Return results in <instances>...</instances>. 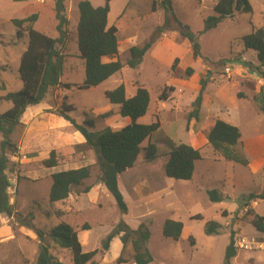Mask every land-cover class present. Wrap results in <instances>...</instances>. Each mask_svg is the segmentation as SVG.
<instances>
[{"label": "rangeland", "instance_id": "obj_1", "mask_svg": "<svg viewBox=\"0 0 264 264\" xmlns=\"http://www.w3.org/2000/svg\"><path fill=\"white\" fill-rule=\"evenodd\" d=\"M39 1L0 0V84H3L0 95L21 87L17 69L20 55L26 48L27 36L24 33L22 37H17V28L12 19H22L38 12L40 17L37 16L33 27L51 37L57 36L54 14L52 16L48 8L43 9L45 1L49 4L51 0ZM89 1L104 4V0ZM154 1L110 0L107 24L117 28L122 62L128 58L129 47L134 44L141 46L149 41L158 26H164L166 30L155 37L139 66L117 72L95 87L81 89L79 85L84 80L85 72L74 36L77 0H64L68 36L63 48L65 57L61 84L46 95L48 106L40 116L42 118H28L27 124L21 123L11 135L16 149L7 153L8 193L14 211L20 216L17 219L15 216L0 215V264H35L38 239L30 228L21 224L30 219L36 227L45 231L61 221L67 222L77 231L83 251L97 249L94 259L98 264H118L119 256V264H134L131 246L127 245L122 251L118 237L112 239L108 250L101 249L102 239L120 220L133 229L142 221L148 226L150 236L147 246L153 257L149 264H223L230 235L236 243V255L230 259V264H264V236L249 223L247 206L242 205L248 193L263 190L264 165L261 174L251 176L249 160L246 166L227 161L208 145L200 151L202 158L196 161V171L191 180H175L164 174L163 164L167 159L169 142H185L193 128V120H187L192 91L177 82L192 76L193 73L186 74V68L199 71L200 63L192 57L190 44L179 34L174 21L169 19L168 23L163 24V10ZM215 2L172 0V10L181 23L188 25L191 31L198 32L203 30V19L213 14ZM249 2L252 12L225 19L217 27L200 34L199 43L204 59L200 58V61L205 65L203 74L212 83L231 79V63H224L222 59L243 55L246 61L259 64L256 52L245 50L240 38L253 27H264V0ZM181 56L192 65L179 68L178 60L172 70L174 59ZM256 73L257 78L251 82V86H256L255 94H258L262 92L259 79L264 76V66ZM134 80L144 85L150 95L147 112L138 122L148 124L155 121L154 111L158 106L160 127L151 141L157 145L160 156L147 161L141 153L136 164L119 175L118 186L127 206V212L121 214L113 197L102 184L96 182L95 156L86 146L83 136L64 118H61L64 124L59 120L56 123L58 115L49 111L57 109L64 101L73 105L74 110L69 115L79 123L89 116L95 119L96 130L105 126L120 128L125 122L118 115L116 106L111 105L104 96V91L123 83L127 94H133ZM174 84L176 87L169 92L168 99L159 101L162 88ZM254 105L255 108L245 102L237 111L243 138L255 132H264V113ZM10 107L11 102H0V112ZM146 144L147 141H144L142 146ZM51 150H55L58 163L54 167H45L42 161ZM85 165L91 167V177L85 181V185L91 186L90 190L77 194L74 189L64 201L50 204L48 192L51 174ZM210 189H217L222 200L211 201L207 194ZM249 206L255 213L264 215V199L253 200ZM57 210L62 214L57 216ZM195 214H200L202 219H191ZM166 219L183 223L179 239L162 235V224ZM209 220L221 224L218 235L204 233V224ZM84 224L89 229L82 230ZM190 235L194 238L193 245L188 240ZM241 239L249 241L247 247L238 244ZM46 243L51 246L50 252L58 263L72 264L69 250L55 246L49 238H46Z\"/></svg>", "mask_w": 264, "mask_h": 264}, {"label": "trees", "instance_id": "obj_2", "mask_svg": "<svg viewBox=\"0 0 264 264\" xmlns=\"http://www.w3.org/2000/svg\"><path fill=\"white\" fill-rule=\"evenodd\" d=\"M23 1V0H18ZM53 13L56 20L55 29L57 36L51 37L33 27L37 19V13H31L22 19H12L17 28V37L27 36L25 50L19 58L18 76L21 80V87L16 91H8L0 95L1 101L11 102V107L0 112V215L15 216L19 214L14 211V205L10 203L8 187L10 186L6 171L8 169V151L16 149L11 135L21 125L20 118L25 109L30 105L42 102L48 92L61 84L60 77L64 67L63 48L67 42L68 19L65 13L64 0H53ZM110 0H104V4L93 6L89 0H80L77 3L78 22L76 25V46L78 57L82 60L85 77L79 88L89 89L95 87L117 72H124L126 69H134L141 63L144 54L150 48L156 36L165 32L164 26H158L151 36V39L141 46L136 44L129 47L128 58L122 62L119 58V39L116 26H108L107 16ZM164 13V23L172 19L178 28L179 34L187 39L190 44L192 56L202 58L199 43L200 34L211 30L225 19H233L235 15L252 12L249 0H216L213 5V14L203 19V30L193 32L189 26L181 23L173 14L172 0H155ZM154 7V5L152 6ZM243 48L252 49L256 52L258 65L252 66L250 62L242 60L241 57L222 59L224 63H237L259 70L264 66V27H253L252 30L240 38ZM102 57H116V60L102 62ZM204 60V59H203ZM178 62L175 58L171 69L174 70ZM186 74H192V68H186ZM3 84H0L2 88ZM68 86V85H65ZM134 93L127 96L125 85L118 84L116 87L105 90L104 96L111 105L117 107V113L122 117H129L130 122L113 129L105 126L101 129H94L95 119L86 116L81 123L70 117L69 113L74 110L72 104L64 101L60 107L50 110L56 115L67 120L75 131L79 132L88 146L94 153L95 165L97 167L96 182L102 184L107 192L113 197L121 214L127 212V206L118 186L119 175L132 168L143 153V158L152 161L158 158L157 145L151 141L160 127L157 107L155 108V121L144 124L137 119L147 112L150 95L147 88L139 81H132ZM174 90L173 86H164L159 93L158 100L168 99L169 92ZM201 92V91H200ZM65 96H63V100ZM257 109L264 113V97L261 93L253 96ZM201 104V93L191 103V110L187 120L198 119ZM240 131L237 126L231 125L223 120L216 119L207 132V141L212 150L227 161H232L243 166L248 164V159L242 153ZM147 141L143 147L142 143ZM169 142V141H168ZM170 148L167 153V160L163 164V171L166 177L175 180H191L194 173V165L202 158L199 149L193 148L185 142H169ZM55 150H51L48 157L42 161L45 167L57 165ZM91 177L89 165L61 170L51 174V185L48 192L50 204L64 201L69 194L76 189L77 194L87 193L91 186L85 185V181ZM211 201L222 200V195L217 189L207 191ZM256 199H264V188L259 193H248L242 201L247 206L249 223L264 236V215H259L249 206L250 202ZM57 216L61 211H55ZM191 219L201 220L200 214L191 216ZM30 228L38 239V253L35 264H62L50 252L51 246L46 243V238L57 247L67 249L71 253L72 264H98L94 259L97 249L83 251L78 239L77 231L65 221L59 222L49 231L36 227L30 220L21 223ZM221 224L216 221H206L204 233L206 235H218ZM82 230L89 229L84 224ZM183 229V223L178 220L166 219L162 224V235L173 240L179 239ZM150 233L144 221L140 222L137 228L133 229L123 220L118 221L114 228L106 234L101 241V249L108 250L113 238L118 237L122 251L127 245L131 246L132 259L134 264H149L153 257L147 246ZM189 243L194 244V238L188 237ZM236 255V246L233 236L230 235V242L225 250L223 264H230V259ZM121 262V256L117 263Z\"/></svg>", "mask_w": 264, "mask_h": 264}, {"label": "crops", "instance_id": "obj_3", "mask_svg": "<svg viewBox=\"0 0 264 264\" xmlns=\"http://www.w3.org/2000/svg\"><path fill=\"white\" fill-rule=\"evenodd\" d=\"M41 1L44 2L45 0H40L39 2ZM78 1L80 0H77L75 4V12L77 18L76 25L79 16L77 9ZM90 2L93 6H100L98 2L97 3H93L92 1ZM53 5H54L53 0H51L49 4H46V1L45 4H43V9L44 8L50 9V12H52V16L54 14L52 10ZM38 17H40V13H38ZM74 36L76 43V35ZM119 58H120V51H119ZM182 58L185 57L181 56L180 59L177 58L179 60L178 62L179 68L192 65L190 61ZM195 59H197L198 63H200L199 71H196L194 68L190 67L192 68V73H193L192 76L188 79L179 80L177 83L191 89L192 94H191L190 102H192L196 98V96L199 93H201V104H200L198 119L196 121L193 120L192 123L193 128H191L192 133L189 132L187 134L185 141V143H188L193 148L199 149L201 151L202 149H204L209 145L206 135L216 119H220L231 125L237 126L240 131V121L237 116V111L240 109V105L244 104L245 102L250 104L251 107L253 106L255 108L253 96L256 93V86L253 85L251 86V82L255 81V79L257 78V73L256 70H254L253 68L247 67L242 64L231 63L230 64L231 66L230 71L232 75L230 77L231 79L226 80L225 82L220 80L219 83H212V81H210L208 77L203 74V68L205 65L201 63L200 61L201 59L200 58H195ZM241 59L246 60L243 55L241 56ZM101 60L102 62H109L116 60V57H102ZM251 65L256 66L257 63L251 62ZM170 86H173L174 88L176 87L175 84ZM178 89L181 91V88ZM244 89H246L247 92ZM130 95L132 94L129 95L127 94V96ZM47 106L48 103H46V97L39 104L28 106L25 109L24 113L22 114L20 118V122L22 124H27L29 120L28 118L31 119L34 117H39V119L42 118L40 116L41 115L43 116L44 114L43 111L47 109ZM61 118L62 117L60 116L56 117L55 119L56 123L57 120H59V122H62L61 124H64ZM122 118L125 124L130 122L129 117H122ZM137 121H139V119H137ZM240 134H241L240 140L242 144L243 154L251 162L250 175L254 176L261 174L263 172V165H264V132H255L251 136H247L245 138L242 137L241 131ZM197 162H195L194 165L193 176L196 171Z\"/></svg>", "mask_w": 264, "mask_h": 264}, {"label": "built area", "instance_id": "obj_4", "mask_svg": "<svg viewBox=\"0 0 264 264\" xmlns=\"http://www.w3.org/2000/svg\"><path fill=\"white\" fill-rule=\"evenodd\" d=\"M259 84L262 86V96L264 97V76L262 78L259 79ZM238 244L240 246H244V247H247V244H249V241H245V239H241L240 242H238ZM235 246H236V243H235Z\"/></svg>", "mask_w": 264, "mask_h": 264}]
</instances>
